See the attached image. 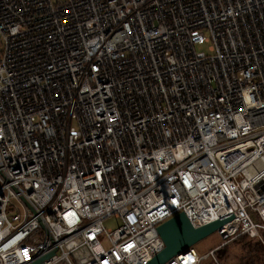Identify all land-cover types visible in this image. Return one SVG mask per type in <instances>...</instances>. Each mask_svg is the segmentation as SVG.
<instances>
[{
  "label": "built area",
  "instance_id": "obj_1",
  "mask_svg": "<svg viewBox=\"0 0 264 264\" xmlns=\"http://www.w3.org/2000/svg\"><path fill=\"white\" fill-rule=\"evenodd\" d=\"M179 212L232 218L164 264L264 249V0H0V264H146Z\"/></svg>",
  "mask_w": 264,
  "mask_h": 264
},
{
  "label": "water",
  "instance_id": "obj_2",
  "mask_svg": "<svg viewBox=\"0 0 264 264\" xmlns=\"http://www.w3.org/2000/svg\"><path fill=\"white\" fill-rule=\"evenodd\" d=\"M231 215L209 222L199 227H193L186 215L179 212L157 227L164 247L157 252L146 264H164L167 260L179 253H185L194 243L213 233L223 223L230 220ZM50 254L39 258L41 262Z\"/></svg>",
  "mask_w": 264,
  "mask_h": 264
},
{
  "label": "trees",
  "instance_id": "obj_3",
  "mask_svg": "<svg viewBox=\"0 0 264 264\" xmlns=\"http://www.w3.org/2000/svg\"><path fill=\"white\" fill-rule=\"evenodd\" d=\"M218 256L222 264H264L263 247L245 236L222 247Z\"/></svg>",
  "mask_w": 264,
  "mask_h": 264
},
{
  "label": "rangeland",
  "instance_id": "obj_4",
  "mask_svg": "<svg viewBox=\"0 0 264 264\" xmlns=\"http://www.w3.org/2000/svg\"><path fill=\"white\" fill-rule=\"evenodd\" d=\"M211 41L201 40L200 42L195 44V50L198 52H204L205 54H211L210 46ZM115 219H107L104 221V226L106 228L115 227L116 226ZM222 241V237L218 235L216 232H213L204 238L200 239L196 243L193 244V247L198 253L204 254L206 253L211 247L219 244ZM231 263V262H230ZM262 263V261H261ZM263 264V263H262Z\"/></svg>",
  "mask_w": 264,
  "mask_h": 264
}]
</instances>
